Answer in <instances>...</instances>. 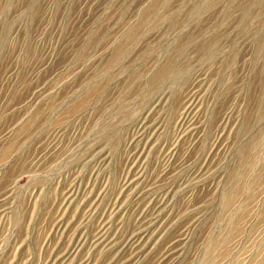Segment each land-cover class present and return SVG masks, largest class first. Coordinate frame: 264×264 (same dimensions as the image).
<instances>
[{"label":"rangeland","instance_id":"1","mask_svg":"<svg viewBox=\"0 0 264 264\" xmlns=\"http://www.w3.org/2000/svg\"><path fill=\"white\" fill-rule=\"evenodd\" d=\"M0 264H264V0H0Z\"/></svg>","mask_w":264,"mask_h":264}]
</instances>
